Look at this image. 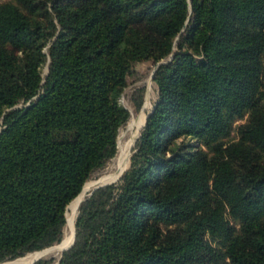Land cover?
<instances>
[{"label": "trees", "instance_id": "16d2710c", "mask_svg": "<svg viewBox=\"0 0 264 264\" xmlns=\"http://www.w3.org/2000/svg\"><path fill=\"white\" fill-rule=\"evenodd\" d=\"M171 54L129 168L33 264H264V0L0 3V264L62 240L117 152L136 64Z\"/></svg>", "mask_w": 264, "mask_h": 264}, {"label": "rangeland", "instance_id": "374dc122", "mask_svg": "<svg viewBox=\"0 0 264 264\" xmlns=\"http://www.w3.org/2000/svg\"><path fill=\"white\" fill-rule=\"evenodd\" d=\"M6 1H8V0H0V3H4ZM154 66H155V64L152 61L139 62L135 66V69H134L135 74L128 78L127 87L124 89L122 95L119 97L118 100L122 106H124L125 108H127L129 110L130 118H129L128 122L125 125H123L122 127H120L118 130L117 152H116L115 156L112 159H110L103 166V168L96 171L91 176V178L85 182V184L83 185V188H82L81 192L79 193V195L75 199L72 200L73 202H75L76 200H79V204L77 206L76 212H75L74 217H73L74 227H75V223H76V216H77V212H78V207L80 205V199L81 198L85 199L86 197L89 196V194L92 192L93 188L96 186V184H95L96 180L100 176H102L104 179L105 176H110L116 172V170L118 169L119 164H120L119 163V154H120L121 150L124 149L127 144H128V158L132 154L133 147H134L135 142L137 140L136 137L138 138L140 131L143 127L142 125L144 124V121H145L144 118H146V115L149 112H151L153 104H154L155 100L157 99L156 87H155L153 81H151V79H150L151 73L154 69ZM45 71H46V67H44L42 69L43 75H44ZM141 87L144 88L142 106L145 105V110L142 111L140 108L139 111H135L133 106H132L131 97H132L133 93L135 92V90L137 88H141ZM244 121H245V118L242 120H235L234 121V123L232 124L231 130L229 132L228 139H233L237 136V127L239 124L243 123ZM129 165H130V159H129V163L127 164L126 168L122 171L121 175L129 168ZM85 185H90V186L85 189ZM72 201L67 205L66 210H65L66 225H65V229H64V233H63L64 234L63 238H64V236L68 230V217H72V212H71V209L69 208L70 205L73 203ZM227 217H228V220L231 221L230 217L229 216H227ZM231 222H233V221H231ZM60 243H57V244L50 246L51 248H53V251L43 255L42 259H49V258H52L54 260L57 259L60 256L61 250H62V249H57V246ZM213 244L215 247L220 248V244L219 245H218V243H213ZM50 247H49V249H50ZM48 250L45 249V251H43V250L42 251L40 250V251L46 252ZM35 253H39V252H34V253H29V254H35ZM26 255H28V254H26ZM26 255L18 257L16 259H14L13 261L9 260L11 262H8V261H5V262H8L6 264H14L17 261V259H21V258L25 257ZM31 261H32V259L24 261L21 264H29ZM219 264H222V262H219Z\"/></svg>", "mask_w": 264, "mask_h": 264}, {"label": "bare ground", "instance_id": "6f19581e", "mask_svg": "<svg viewBox=\"0 0 264 264\" xmlns=\"http://www.w3.org/2000/svg\"><path fill=\"white\" fill-rule=\"evenodd\" d=\"M129 159H130V156L128 158V144H127L125 146V148L122 149L121 152H120V154H119V163L120 164H119V167L116 170V172L114 174L110 175V176H105V178H104L105 180L103 179V177L100 180H103V181L116 180V178H118L119 175L122 173V171L126 168L127 164L129 163ZM95 184L97 185L98 182L96 181ZM89 186L90 185H85V189L88 188ZM82 199L83 198H81L80 201ZM78 204H79V200H76L69 207L71 209V212H72V217H68V230H67L64 238H62L63 239L62 242L57 246V249H64V248H66L67 246H69L71 244V242L73 240V234H74V221H73V217H74V214L76 212V209H77ZM52 251H53V248H50L46 252H39V253H35V254H28L25 257H23L21 259H18L14 264H21L24 261L31 260V259H32L31 262H33L34 260L38 259L39 257H42L43 255H45L47 253H50Z\"/></svg>", "mask_w": 264, "mask_h": 264}, {"label": "water", "instance_id": "95a60500", "mask_svg": "<svg viewBox=\"0 0 264 264\" xmlns=\"http://www.w3.org/2000/svg\"><path fill=\"white\" fill-rule=\"evenodd\" d=\"M172 57H173V54H171V55L168 57V59H167L166 61H163V60H162V61H159L158 63H156V65L154 66V69H153V71H152V73H151V77H150L151 81H153V79H154V73H155L156 69H157L160 65L170 62L171 59H172ZM47 73H48V66H46V71H45V73H44V76H45ZM141 110H142V111L145 110V105H143V106L141 107ZM149 114H150V112L146 115V118H145L144 124H143L142 126L145 125L146 120H147ZM142 126H141V127H142ZM141 127H140V128H141ZM136 139H137V137H136ZM120 176H121V174H120ZM120 176H119V177H120ZM101 177H102V176H100V177L96 180V181L98 182V184L93 188V190L96 189V188H99V187H101V186H105V185L112 184V183L116 182V181L119 179V177H118V178H116V180H112V181H103V180H100ZM93 190H92V191H93ZM90 194H91V193H90ZM90 194H89V195H90ZM83 200H84V198L80 201V203H81ZM64 227H65V225H64ZM74 239H75V227H74L73 240H72L71 244H70L69 246H67L66 248L62 249V250H61V253L64 252V251H66V250H68V249L73 245V243H74ZM61 241H62V240H61ZM61 241H60V242H61ZM60 242H59V243H60ZM41 258H42V257H39L38 259L34 260V261L31 262L30 264H33L34 262H36L37 260H39V259H41Z\"/></svg>", "mask_w": 264, "mask_h": 264}]
</instances>
